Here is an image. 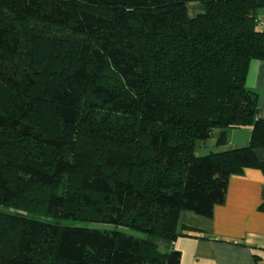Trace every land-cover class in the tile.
Listing matches in <instances>:
<instances>
[{"label":"trees","instance_id":"trees-1","mask_svg":"<svg viewBox=\"0 0 264 264\" xmlns=\"http://www.w3.org/2000/svg\"><path fill=\"white\" fill-rule=\"evenodd\" d=\"M260 11L264 0H0V264H180L172 244L195 231L180 214L211 218L232 175L264 169L245 86L264 60ZM240 127L249 143L226 149ZM215 129L220 149L196 156Z\"/></svg>","mask_w":264,"mask_h":264},{"label":"crops","instance_id":"crops-1","mask_svg":"<svg viewBox=\"0 0 264 264\" xmlns=\"http://www.w3.org/2000/svg\"><path fill=\"white\" fill-rule=\"evenodd\" d=\"M264 16V11L258 17ZM264 29V22H260ZM245 86L258 97L257 117L264 119V60L248 64ZM213 136V135H212ZM251 137L250 127L228 129V148L245 146ZM213 144V150L218 151ZM264 162V146L254 149ZM264 169L246 168L228 180L223 204L214 207L211 218L183 212L181 225L195 231L179 236L172 246L180 252V264H264ZM190 220H187V219Z\"/></svg>","mask_w":264,"mask_h":264},{"label":"rangeland","instance_id":"rangeland-1","mask_svg":"<svg viewBox=\"0 0 264 264\" xmlns=\"http://www.w3.org/2000/svg\"><path fill=\"white\" fill-rule=\"evenodd\" d=\"M261 19H264V16H262ZM218 134H219V130L215 129L214 132H213V136L211 138H209L207 140H197L196 143H195V146H194V154L196 156H203V155L208 154L210 151H214L213 150V144H214L215 139L218 136ZM185 219H187V218H185ZM187 220H190V219H187ZM182 221H184V217H182V215H181V217H179V225H181ZM77 224L88 225L90 227L110 228L109 225L97 224V223L80 222V223H77ZM125 231L128 232V233L134 234V232H131L129 230H125ZM160 247H161V249H163V246H160Z\"/></svg>","mask_w":264,"mask_h":264}]
</instances>
